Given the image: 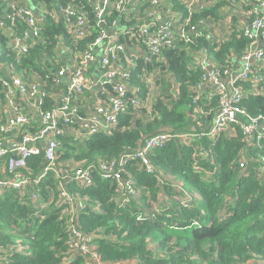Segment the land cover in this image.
<instances>
[{"label":"trees","instance_id":"1","mask_svg":"<svg viewBox=\"0 0 264 264\" xmlns=\"http://www.w3.org/2000/svg\"><path fill=\"white\" fill-rule=\"evenodd\" d=\"M23 4L27 0H21ZM163 11L176 12L183 24L187 9L180 0H167ZM239 0H216L208 8L193 13L191 24L197 28L191 41L176 40L164 46L157 58L137 59L130 68L127 98L138 95L140 104H128L121 109L119 123L110 131L96 132L85 140L73 133H82L78 120L59 124L57 163L61 171L73 172L88 169L93 185L81 188L73 182H64L63 190L74 202L75 224L84 233L92 234L93 251L100 262L128 264H264V140L260 147H249L251 156L246 170L238 166L240 153L247 148L238 126L231 127L233 134L222 131L213 138L200 137L188 144L171 139L154 148L147 159L153 172L147 174L138 161L130 160L123 180L134 179L138 193L128 202L115 203L116 195L124 189L111 179H102V164L114 163L118 158L137 150L144 140L160 131L173 134L205 129L212 124L220 108L218 96L207 97L197 89L202 81V69L193 65L195 57L206 56L212 66L236 68L243 54L250 48V39L237 29L233 16L228 33L218 40L208 29L226 7ZM43 5L42 25L38 36L29 40L25 51L15 52L6 45L8 30L23 36L27 29L20 20L4 19L0 27V72L7 80L16 74L25 84H38L44 93L40 108L44 111L57 105L54 92L64 88L65 76L59 75L75 51L83 53L101 32L117 17L111 10L104 25H97L89 0H30ZM58 4L76 5L75 16L84 15L87 32L77 38L59 16L51 17ZM3 4H0V9ZM222 8V9H221ZM136 20L120 25L137 26L147 21V4L140 5ZM201 19V20H199ZM203 22L199 26L200 22ZM208 24H210L208 26ZM236 26V27H235ZM234 29V30H232ZM232 30V31H231ZM121 35L123 28H118ZM120 37L125 45L142 44L141 37ZM261 39L264 38L261 37ZM119 63L127 64L123 54ZM158 70L155 77L142 75ZM87 78H93L87 70ZM113 83L104 84L105 90L90 91L82 87L73 92L72 104L80 116H85V104L106 99L114 93ZM247 92L239 105L251 116L264 114V78L254 83L240 81ZM131 87V88H129ZM6 87L0 82V121L7 119ZM25 106L26 95L17 94ZM37 120L34 122L36 125ZM9 154L1 158L5 164ZM39 157H32L27 165L37 171ZM167 175H171L167 178ZM67 182V183H66ZM185 193H194L187 206H183ZM31 193L19 199L15 190L0 194V264H82L78 257L67 263L73 252L69 248L70 204L61 202L59 178L52 173L40 188L39 206L34 207ZM81 201L83 207H79ZM60 202V203H59ZM225 209L224 215L221 212ZM143 219L138 220L139 215ZM197 222L198 224H193Z\"/></svg>","mask_w":264,"mask_h":264},{"label":"built area","instance_id":"2","mask_svg":"<svg viewBox=\"0 0 264 264\" xmlns=\"http://www.w3.org/2000/svg\"><path fill=\"white\" fill-rule=\"evenodd\" d=\"M94 11V18L97 25H104L107 14L113 10L117 17L107 25L105 30H101L99 35L89 43L87 50L83 53L75 51L73 57L65 63L59 75L65 76L64 88L55 91L57 105L48 111L40 108V98L43 92L38 84L30 82L25 84L16 74H9L5 80L1 76L0 82L6 87L5 96L7 98V119L0 121V194L6 191L15 190L19 199L31 193L30 200L34 202V207L39 206L38 192L52 173L59 178L61 188V202L70 204V225H69V248L73 253H80L92 261V264H103L99 255L93 251L91 240L92 234L82 232L75 224L74 212L77 208L71 201L70 195L63 190L64 182H73L81 188L93 185L92 176L88 169L80 168L67 174L61 171L57 163L58 134L61 132L59 124H65L71 119L78 120L81 124L82 133H73L78 139L85 140L96 132L110 131L114 129L121 118L118 112L125 109L128 104L138 106L140 98L132 95L127 98V82L125 78L130 72V68L135 67L137 59L142 58L149 61L157 58L162 47L170 46L176 40L185 42L191 41V34L197 32V28L191 24V17L194 12L208 8L216 0H180L185 4L187 16L182 23L178 20L181 14L170 10L163 11V3L172 7L167 0H89ZM234 2V0H231ZM252 4L247 12L248 22L243 28V35L250 39V48L243 54L238 66H212L205 56L200 57L198 66L202 69V81L197 84L199 92L204 96H218L220 108L215 114L212 124L205 129H195L186 133L173 134L171 131H160L148 136L137 150L121 155L114 163L102 164L100 166V177L121 182L124 191L116 195L115 203L123 205L130 197L135 196L138 191L133 187L134 179L127 176L123 180V172H126L130 160L139 162L147 174L153 172V168L147 157L157 146L171 139H179L181 143L188 144L200 137L213 138L222 131L233 134L231 127L238 126L242 140L247 148H244L238 159V166L241 171H245L251 156L247 154L249 147L256 144L261 146L264 140V114L251 116L239 103L246 96V91L238 82L251 80L254 83L264 78V48L259 46V39L264 38V0H247ZM3 7L0 9V27L4 25V19L20 20L27 26L23 36L17 34L12 29L8 30V40L6 45L13 48L15 52L25 51L29 40L38 36L43 13L47 9L43 5H33L30 0L23 4L21 0H0ZM147 4V18L138 26H123L119 23V17H123L125 22L136 20L139 11L136 9ZM78 8L76 5L63 6L58 4L55 11H51V17L59 16L64 20L65 25L71 30L72 35L81 38L87 30L84 25L87 20L84 15L75 16ZM202 21L199 26L202 25ZM141 37L142 44L125 46L120 37L129 35ZM118 28L124 31L120 35ZM234 30V29H232ZM231 30V31H232ZM2 52V51H0ZM123 54L127 60L126 65L119 63V55ZM90 70L93 78H87L86 72ZM158 71V70H157ZM156 70L145 72L143 78L156 76ZM113 83L114 93L109 94L106 99H96L93 104H85L87 113L80 116L76 107L72 104L73 92H79L82 87L94 91L105 90L104 84ZM131 88V87H129ZM26 95L25 106L18 101L17 94ZM37 120L36 125L34 122ZM9 154L5 164H1V158ZM39 157L42 162L39 169L33 171L27 162L32 157ZM66 182V183H67ZM196 196V194L191 193ZM190 193H185L181 201L183 206H187ZM60 203V202H59ZM81 201L79 207H83ZM143 219V215L137 217ZM0 253V260L2 259ZM91 264V263H90ZM112 264V263H106ZM114 264H125L123 261Z\"/></svg>","mask_w":264,"mask_h":264},{"label":"crops","instance_id":"3","mask_svg":"<svg viewBox=\"0 0 264 264\" xmlns=\"http://www.w3.org/2000/svg\"><path fill=\"white\" fill-rule=\"evenodd\" d=\"M251 6L252 4L247 0H239L233 7H231V9H229V7L223 9L222 12L220 13L221 14L220 18L215 20L214 23L208 29L218 40H221L228 33V28L231 25L232 22L231 20L233 16L238 20L236 23L237 27L236 26L235 27L237 29L242 27L243 29L246 23L248 22L247 12ZM209 25L210 24H208V26ZM258 44L259 46H263L264 48L263 39H259ZM199 59L200 57H195V55H193V59H192L193 65H196ZM214 66L217 67L218 65L215 64ZM78 257L83 258L82 264H90V263L92 264V261L90 259L88 260L87 256L80 253H73L72 256L69 257L67 263L74 261ZM128 264H137V262L135 260H131Z\"/></svg>","mask_w":264,"mask_h":264},{"label":"clouds","instance_id":"4","mask_svg":"<svg viewBox=\"0 0 264 264\" xmlns=\"http://www.w3.org/2000/svg\"><path fill=\"white\" fill-rule=\"evenodd\" d=\"M226 213L225 209H223V211L221 212L222 215H224ZM193 224H198L197 222H193Z\"/></svg>","mask_w":264,"mask_h":264},{"label":"rangeland","instance_id":"5","mask_svg":"<svg viewBox=\"0 0 264 264\" xmlns=\"http://www.w3.org/2000/svg\"><path fill=\"white\" fill-rule=\"evenodd\" d=\"M155 77V76H154ZM171 175H167V178H169ZM87 258H88V256H87ZM88 260H89V258H88ZM103 264H106V263H103Z\"/></svg>","mask_w":264,"mask_h":264}]
</instances>
